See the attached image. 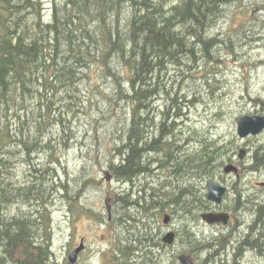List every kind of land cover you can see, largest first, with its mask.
Wrapping results in <instances>:
<instances>
[{"label":"trees","instance_id":"trees-1","mask_svg":"<svg viewBox=\"0 0 264 264\" xmlns=\"http://www.w3.org/2000/svg\"><path fill=\"white\" fill-rule=\"evenodd\" d=\"M50 1L46 12L43 0H0V264H72L54 260L52 203L58 194L76 202L84 179L96 181L81 172L71 184L63 162L82 141L76 127L86 119L96 125L87 132L91 163L82 170L99 165L126 183L110 196L107 214L85 210L110 227V264H180L181 252H202L201 264H233L239 249L264 256V199L246 196L242 186L232 188L236 204L254 215L248 229L200 235L193 225L203 212L228 209L208 199V182L240 148L235 133L215 134L187 112L204 100L203 90L219 103L216 116L225 111L232 91L216 65L249 35L247 28L239 39L212 29L236 0ZM205 64L210 69L194 74ZM96 96L107 106L101 119L93 117ZM259 146L245 171L264 170ZM166 211L179 218L173 244L156 227ZM176 247L168 262L164 251Z\"/></svg>","mask_w":264,"mask_h":264},{"label":"rangeland","instance_id":"rangeland-1","mask_svg":"<svg viewBox=\"0 0 264 264\" xmlns=\"http://www.w3.org/2000/svg\"><path fill=\"white\" fill-rule=\"evenodd\" d=\"M43 2L46 12L50 11L53 5L51 1L43 0ZM240 28H247L249 36L245 38L246 42H240L241 44L238 46L237 54L231 57L229 55L224 57L222 63L216 65L220 69V76L224 84L230 85L232 91L230 95H226L228 97V104L224 105V113L222 115H215L219 103L208 96L209 93H206V90H203L204 93L201 96L204 97V100L188 108L187 112L191 121L195 123H204L208 129L215 134L231 135L232 137L233 133H235L240 148L247 149V154L244 159L239 158V152L241 150L239 148L235 155V160L229 162L240 167V177H236L235 174H232L234 178L230 179L223 173L222 168L220 172L221 177L213 179L219 183L225 184L229 189L227 197L222 203L225 204L228 209H221L230 213V222L226 227L231 226L239 228V231H245L251 220H253L254 215L253 213L251 215L248 209H243L238 206L239 204H236L234 200L235 191L232 187L234 185L238 187L242 186L245 188V192L247 193H245L246 196L255 195V193H257L256 197L258 201L264 199L262 187L264 183V170L262 172L244 170L245 165L248 166L250 163L251 152H253L257 145L264 143V132L256 136H249L242 139L237 133V119L246 114L264 116V0H236L231 3L226 7L225 15L218 21L216 26L213 27L212 33L216 34L217 32H226L227 30V32L237 36L241 35V31H238ZM239 37L240 36H237V39H239ZM225 52H228V50ZM207 69H210V67L205 64L203 68H199L194 74H203ZM242 95H245V98H243ZM100 99V96H96L93 100L99 101ZM98 105L99 108L94 110L93 117H99L101 119V116L105 115V113L102 114L101 111L104 109L107 110V106L105 107L102 101H99ZM101 122L105 127L106 124L110 126L112 121L102 119ZM93 125H96V123ZM93 125H89L87 119L83 120L80 124L78 123L76 133H78L79 136L83 135V139L64 152L65 156L63 162L68 166L69 174L72 176L70 177L71 183L74 177L81 174L83 165L88 164L90 161L87 157V154L89 155V150L87 146L84 145L89 144L90 138L87 137V132H90ZM98 131H100L99 128ZM103 132L104 131H100V134ZM106 133L108 134L109 132H105L104 134ZM105 144H111L110 138H108ZM45 159L46 156L44 153H40L37 156V160L44 161ZM18 165H20V163H17L16 169L22 171L23 167L18 168ZM88 166L91 167L92 165L89 164ZM94 168L91 167L90 170L83 171L85 177H96V181H89L85 186V183L82 182V187H78L80 191V195L77 197L78 201L74 202L72 199H65L60 194L53 199L52 219L54 225L51 231V237L54 260L56 262L65 263L69 261V253L83 241L85 248L80 252L75 264H110L109 254L106 253V247L110 244L111 239L110 227L104 224L101 219H98L96 217L98 215H88L85 210L94 208L97 214L102 216L103 214H107L106 208L111 206L110 196L114 194V191L121 192L124 189L122 186L123 184L115 179L112 180L110 175L105 172L102 167L95 165ZM235 206L238 207L232 209ZM12 210L17 211L18 207L14 206ZM166 212L169 213V211ZM163 215L164 213L160 214L156 221V227L162 225L160 228L162 230L160 234L161 237L168 232L166 228H168L170 224L171 230L175 231L179 223V218L176 220L172 216L170 224H165L163 222ZM111 218L112 215H110V219ZM193 225L200 235L203 233H216L220 230L226 231V227L224 226L216 227L207 225L202 220L197 221ZM177 249V247L174 249L172 248L170 251L172 252L174 250L177 252ZM227 251L231 253L232 249H228ZM249 255L252 257L250 253ZM193 257L196 264H201L205 256L202 252H198V254H195ZM169 258L170 257H167L165 254V259L168 262ZM247 259L249 260V264H264V258L253 260L247 257Z\"/></svg>","mask_w":264,"mask_h":264},{"label":"water","instance_id":"water-1","mask_svg":"<svg viewBox=\"0 0 264 264\" xmlns=\"http://www.w3.org/2000/svg\"><path fill=\"white\" fill-rule=\"evenodd\" d=\"M264 132V116L263 115H242L237 119V133L242 139L249 136H256ZM247 154V149L242 148L239 152V158L244 159ZM223 171L226 174L240 175V167L234 163H228L223 167ZM228 192V187L225 184L219 183L215 180L208 182V199L215 204H222L225 195ZM201 218L209 225L220 224L228 225L230 222V213L227 211H206L201 214ZM172 220L170 213H165L163 222L169 224ZM176 240V232L169 230L164 236L163 241L167 244H173ZM85 248V244L82 241L80 245L74 248L68 255L69 261L75 264L78 260L80 252ZM180 264H196L194 257L190 253L182 252L179 257Z\"/></svg>","mask_w":264,"mask_h":264},{"label":"bare ground","instance_id":"bare-ground-1","mask_svg":"<svg viewBox=\"0 0 264 264\" xmlns=\"http://www.w3.org/2000/svg\"><path fill=\"white\" fill-rule=\"evenodd\" d=\"M153 1V0H152ZM151 3V2H150ZM53 6V5H52ZM116 7V6H115ZM132 12V11H131ZM98 13V12H97ZM115 13V12H114ZM135 13V12H134ZM104 15V14H103ZM128 15V14H127ZM124 16V15H123ZM119 18V17H118ZM111 20V19H110ZM81 21V20H80ZM105 21V20H104ZM111 22V21H110ZM80 24V23H79ZM105 24V23H104ZM5 26V25H4ZM84 26H86V25H84ZM88 26V25H87ZM78 28V27H77ZM92 30V29H91ZM186 35V34H185ZM117 41V40H116ZM120 43V42H119ZM78 54V53H77ZM143 54V53H142ZM90 55H92V54H90ZM100 60V59H99ZM131 60V59H130ZM221 60V59H220ZM107 62V61H106ZM202 62V61H201ZM129 63V62H128ZM114 64V63H113ZM100 66V65H99ZM61 69V68H60ZM164 69V68H163ZM217 69V68H216ZM125 70V69H124ZM120 72V71H119ZM110 73V72H109ZM74 79V78H73ZM76 79V78H75ZM31 80V79H30ZM152 81V80H151ZM108 82V81H107ZM112 82V81H111ZM119 82V81H118ZM90 85V84H89ZM93 85V84H92ZM114 85V84H113ZM124 85V84H123ZM133 85V84H132ZM105 86V85H104ZM120 86V85H119ZM52 87V86H51ZM122 87V86H121ZM120 87V88H121ZM98 88V87H97ZM179 88V87H178ZM184 88V87H183ZM63 90V89H62ZM116 90V89H115ZM87 91V90H86ZM178 91V90H177ZM221 91V90H220ZM124 92V91H123ZM203 92V91H202ZM10 93V92H9ZM176 93V92H175ZM194 93V92H193ZM199 93V92H198ZM204 93V92H203ZM139 94V93H138ZM183 94V93H182ZM191 94V93H190ZM200 94V93H199ZM198 94V95H199ZM189 95V94H188ZM197 95V94H196ZM89 97V96H88ZM175 97V96H174ZM184 97V96H183ZM189 97V96H188ZM192 97V96H191ZM190 98V97H189ZM204 98V97H203ZM9 99V98H8ZM127 99V98H126ZM130 99V98H129ZM162 99V98H161ZM161 99H159L158 98V100H161ZM165 99V98H164ZM192 99V98H191ZM63 100V99H62ZM157 100V101H158ZM44 101V100H43ZM85 101V100H84ZM89 101V100H88ZM163 101V100H162ZM134 103V102H133ZM158 103V102H157ZM161 103V102H160ZM198 103V102H197ZM196 103V104H197ZM202 103V102H201ZM208 103V102H207ZM4 104V103H3ZM6 104V103H5ZM15 104V103H14ZM13 104V105H14ZM162 104V103H161ZM200 104V103H199ZM232 104V103H231ZM201 105V104H200ZM15 106V105H14ZM97 106V105H96ZM123 107V106H122ZM161 107V106H160ZM191 107V106H190ZM218 107V106H217ZM1 108V107H0ZM60 108V107H59ZM213 108V107H212ZM20 109V108H19ZM150 109V108H149ZM64 110V109H63ZM114 110V109H113ZM128 110V109H127ZM135 110V109H134ZM138 110V109H137ZM145 110H147V109H145ZM218 110V109H217ZM253 110V109H252ZM80 111V110H79ZM171 111V110H170ZM208 111V110H207ZM83 112V111H82ZM186 112V111H185ZM77 113V112H76ZM123 113V112H122ZM136 113V112H135ZM139 113V112H138ZM67 114V113H66ZM251 114V113H250ZM118 118H120V117H118ZM94 119V118H93ZM145 120V119H144ZM159 120V119H158ZM43 121V120H42ZM83 121V120H82ZM92 121V120H91ZM120 121V120H119ZM83 124V123H82ZM101 124V123H100ZM109 124V123H108ZM125 124V123H124ZM187 124V123H186ZM107 125V124H106ZM111 126V125H110ZM118 126V125H117ZM106 128V127H105ZM108 128V127H107ZM104 129V128H103ZM137 129V128H136ZM101 130V129H100ZM131 130V129H130ZM134 130V129H133ZM167 130V129H166ZM137 132H135V134H136ZM121 134V133H120ZM128 135V134H127ZM105 136V135H104ZM139 136V135H138ZM161 136V135H160ZM144 137V136H143ZM142 137V138H143ZM137 138V137H136ZM131 142V141H130ZM137 142H138V140H137ZM155 142V141H154ZM163 142V141H162ZM118 143V142H117ZM151 143V142H150ZM131 144V143H130ZM257 145V144H256ZM260 145V144H259ZM259 145H257V147L259 146ZM162 146V145H161ZM163 147V146H162ZM260 147V146H259ZM259 147H258V149H259ZM145 148V147H144ZM256 148V147H255ZM123 149V148H122ZM90 150V149H89ZM126 150V149H125ZM138 150V149H137ZM263 150V149H262ZM252 151V150H251ZM264 151V150H263ZM85 152V151H84ZM94 152V151H93ZM104 152V151H103ZM257 152V151H256ZM262 152V151H261ZM169 153V152H168ZM255 153V152H254ZM259 153V152H258ZM91 154H94V153H91ZM251 154H252V152H251ZM88 155V154H87ZM96 155V154H95ZM94 155V156H95ZM104 155V154H103ZM128 155V154H127ZM162 155V154H161ZM173 155H175V154H173ZM227 155V154H226ZM105 156V155H104ZM100 157V156H99ZM146 157V156H145ZM260 157H261V153H260ZM92 158V157H91ZM95 158H97L96 156H95ZM107 158V157H106ZM118 158V157H117ZM254 158H255V155H254ZM256 158H257V155H256ZM259 158V157H258ZM101 159V158H100ZM105 159V158H104ZM262 159V158H261ZM97 160V159H96ZM95 160V161H96ZM118 160V159H117ZM117 160H116V162H117ZM165 160V159H164ZM88 161H89V159H88ZM98 161V160H97ZM103 161V160H102ZM106 161V160H105ZM255 161V160H254ZM256 161H257V159H256ZM259 161V160H258ZM260 161H262V160H260ZM90 162V161H89ZM93 162V161H92ZM104 162V161H103ZM120 162V161H119ZM249 162V161H248ZM85 163V162H84ZM91 163V162H90ZM125 163V162H124ZM247 163V162H246ZM259 163H261V162H259ZM45 164V163H44ZM98 164H100L99 162H98ZM121 164V163H120ZM242 164V163H241ZM256 164V163H255ZM264 165V164H263ZM106 166V165H105ZM92 168H94V166H91ZM101 167V166H100ZM152 168V167H151ZM223 168V167H222ZM81 169V168H80ZM94 169H96V168H94ZM117 169V168H116ZM119 170H121L120 168H119ZM79 172V171H78ZM83 172V171H82ZM94 172V171H93ZM99 172V171H98ZM262 172V171H261ZM83 174V173H82ZM138 174V173H137ZM124 175V174H123ZM117 176V175H116ZM262 176V175H261ZM90 178V177H89ZM149 178V177H148ZM147 178V179H148ZM262 179V178H261ZM174 180V179H173ZM67 181V180H66ZM84 181L86 182V180L84 179ZM83 181V182H84ZM90 182H92V181H90ZM70 183H71V181H70ZM89 183V182H88ZM243 183H244V181H243ZM72 184V183H71ZM84 184V183H83ZM126 184V183H125ZM125 184H123L124 186H125ZM81 185V184H80ZM86 185V183L84 184V186ZM122 185V186H123ZM80 187V186H79ZM255 187V186H254ZM65 189V188H64ZM83 189V188H82ZM73 191V190H72ZM121 191V190H120ZM206 191V190H205ZM49 192V191H48ZM54 192V191H53ZM71 194V193H70ZM69 196V195H68ZM163 196V195H162ZM131 198V197H130ZM225 200V199H224ZM69 201V200H68ZM78 201V200H77ZM149 204V203H148ZM127 205V204H126ZM50 207H51V205H50ZM49 207V208H50ZM149 207V206H148ZM135 211V210H134ZM117 212V211H116ZM130 212V211H129ZM128 212V213H129ZM115 213V212H114ZM166 213V212H165ZM174 213V212H173ZM245 214V213H244ZM247 214V213H246ZM249 215V214H248ZM251 215H252V213H251ZM250 215V216H251ZM128 218V217H127ZM246 218V217H245ZM98 220V219H97ZM112 220V219H111ZM252 221V220H251ZM248 222V221H247ZM258 223V222H257ZM170 224V223H169ZM170 226H171V224H170ZM243 227V226H242ZM245 228H246V226H245ZM118 229V228H117ZM248 229V228H247ZM253 229V228H252ZM54 230V229H53ZM242 231V230H241ZM230 233H231V231H229ZM252 232V231H251ZM259 232V231H258ZM241 233V232H240ZM245 234V233H244ZM154 235V234H153ZM238 235V234H237ZM232 238V237H231ZM231 238H229V239H231ZM248 238V237H247ZM259 238V237H258ZM232 240H233V238H232ZM125 242V241H124ZM243 245V244H242ZM257 245V244H256ZM223 246H225V245H223ZM261 246V245H260ZM217 248L219 249V246H217ZM240 248V247H239ZM260 248V247H259ZM258 248V249H259ZM123 250V249H122ZM230 250V249H229ZM244 250V249H243ZM237 251V250H236ZM235 251V252H236ZM252 251V250H251ZM250 251V252H251ZM254 251V250H253ZM257 251V250H256ZM231 252V251H230ZM258 252V251H257ZM232 253V252H231ZM239 253V252H238ZM238 253H237V255H238ZM259 253V252H258ZM257 253V254H258ZM235 254V253H234ZM246 254V253H245ZM232 255H233V253H232ZM236 255V254H235ZM120 256V255H119ZM230 256V255H229ZM255 256H257V255H255ZM261 256V255H260ZM244 257V256H243ZM264 257V256H263ZM233 258V257H232ZM236 258V257H235ZM205 259H207V258H205ZM70 262V261H69ZM71 263V262H70Z\"/></svg>","mask_w":264,"mask_h":264},{"label":"flooded vegetation","instance_id":"flooded-vegetation-1","mask_svg":"<svg viewBox=\"0 0 264 264\" xmlns=\"http://www.w3.org/2000/svg\"><path fill=\"white\" fill-rule=\"evenodd\" d=\"M227 177H229L230 179L234 178V176H232V175H227ZM217 211H223V210H217ZM214 226H224V227H226L227 225H223V224L220 223V224H215ZM166 230H168V231L171 230V226L166 228ZM238 230H239V228H238ZM82 240H84V239H82ZM250 251H251L250 249H244V250L243 249H241V250L239 249L237 251V253L239 252L238 255L236 253V256H235L236 258L234 257V259H233V264H249V260L247 259V257H249L250 259H253V260H258L260 258H264L262 254H259V253L257 254L254 251H251V252ZM164 252L166 253V255H169L170 253H176L174 250L171 252L170 249H168V250H166ZM249 253L252 255V257L249 255ZM179 255H180V253L178 254V257H179ZM255 255H257V256H255ZM178 261H179V259H178Z\"/></svg>","mask_w":264,"mask_h":264}]
</instances>
